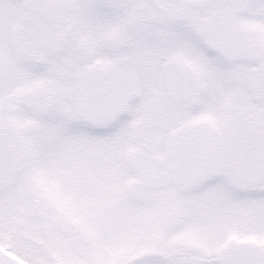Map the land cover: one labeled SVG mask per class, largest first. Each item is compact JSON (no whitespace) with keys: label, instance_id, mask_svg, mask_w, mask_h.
Segmentation results:
<instances>
[{"label":"snow or ice","instance_id":"1","mask_svg":"<svg viewBox=\"0 0 264 264\" xmlns=\"http://www.w3.org/2000/svg\"><path fill=\"white\" fill-rule=\"evenodd\" d=\"M0 264H264V0H0Z\"/></svg>","mask_w":264,"mask_h":264}]
</instances>
